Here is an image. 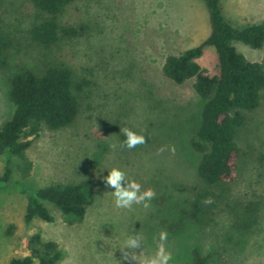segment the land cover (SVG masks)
Instances as JSON below:
<instances>
[{
	"label": "rangeland",
	"instance_id": "rangeland-1",
	"mask_svg": "<svg viewBox=\"0 0 264 264\" xmlns=\"http://www.w3.org/2000/svg\"><path fill=\"white\" fill-rule=\"evenodd\" d=\"M222 10L237 28L264 22V0H222ZM40 19L29 0H0V27L13 41L9 72L0 71V127L13 113L7 75L18 68L40 69L46 59H55L79 72L90 70L93 84L71 126L44 128L33 141L27 155L34 168L28 178L19 176L18 160L11 159V183L0 184V264L24 258L27 242L37 232L59 245L63 257L57 264H118V248L127 235L140 233L144 245L134 251L150 256L161 231L172 257L169 264H191L194 249L209 258L207 264H218L219 255L228 264H264V93L238 133L242 153L230 186V207L203 225L188 217L201 158L190 139L203 101L194 90L195 79L177 85L162 68L168 55L181 54L209 35L203 0H76L59 22L82 26L83 33L51 51L30 38V28ZM233 45L247 60L264 65V46ZM198 63L211 76L219 72L212 47L204 49ZM125 127L143 134L144 143L121 147L120 129ZM6 162L0 154V177ZM113 167L124 173L122 186L132 179L141 191L153 190L148 207L115 206L113 189L101 178ZM80 180L90 181L95 194L82 222L67 223L50 208L54 222L26 223V196L19 185L33 191ZM250 202L252 212L247 211Z\"/></svg>",
	"mask_w": 264,
	"mask_h": 264
},
{
	"label": "trees",
	"instance_id": "trees-1",
	"mask_svg": "<svg viewBox=\"0 0 264 264\" xmlns=\"http://www.w3.org/2000/svg\"><path fill=\"white\" fill-rule=\"evenodd\" d=\"M41 19L29 30L40 48L51 51L63 41L80 37L82 26H64L59 17L76 0H29ZM209 16L210 33L197 46L165 59L163 75L177 85L195 79L194 90L203 101L199 125L190 139L192 150L200 155L196 168L198 185L193 188L188 217L203 225L216 212L228 209L230 186L235 182L242 150L237 142L239 130L247 122V113L259 108L264 93V65L247 60L234 47L241 42L253 49L264 46V22L242 28L232 25L222 10V0H203ZM12 38L0 27V71L8 74ZM212 47L218 56L219 72L209 75L198 63L203 51ZM90 70L77 71L58 60H47L40 69L21 67L7 75L8 97L13 104L11 118L0 127V154L7 158L0 184H10L11 159L18 160L17 172L28 178L34 168L27 152L42 130L59 131L71 126L91 93ZM124 140L121 134V142ZM22 191L26 196L25 221H55L50 208L60 212L67 223L82 222L93 205V184L88 180L52 183L36 190ZM210 199V203H204ZM250 202L247 211L252 212ZM11 231V230H10ZM10 231L8 232L10 234ZM27 255L11 264H57L63 252L54 241H46L40 232L27 242ZM191 264H207L197 249ZM218 264H228L218 256Z\"/></svg>",
	"mask_w": 264,
	"mask_h": 264
},
{
	"label": "clouds",
	"instance_id": "clouds-1",
	"mask_svg": "<svg viewBox=\"0 0 264 264\" xmlns=\"http://www.w3.org/2000/svg\"><path fill=\"white\" fill-rule=\"evenodd\" d=\"M120 132L124 136V140L121 142V147L123 148L132 149L136 145L143 144L145 141L143 134H139L130 128L125 127L120 129ZM106 170L107 175L101 178L113 189L112 196L114 197V203L117 208L127 209L133 204H143L144 207H148V201L154 195L151 188L141 191L140 184L132 179H129L127 184L122 186L121 181L124 179V173L115 167ZM210 202V199L204 201V203ZM165 239L166 233L161 231L158 235V243L156 244L154 255L144 256L141 251L139 254L134 251L144 245V237L138 232L127 235L118 248L122 253L121 260L118 261V264H127L129 259L135 261L136 264H169L172 257L171 253L165 247ZM129 249L133 251L129 252Z\"/></svg>",
	"mask_w": 264,
	"mask_h": 264
}]
</instances>
